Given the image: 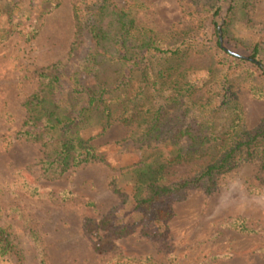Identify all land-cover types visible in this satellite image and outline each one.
Returning a JSON list of instances; mask_svg holds the SVG:
<instances>
[{
	"label": "rangeland",
	"instance_id": "rangeland-1",
	"mask_svg": "<svg viewBox=\"0 0 264 264\" xmlns=\"http://www.w3.org/2000/svg\"><path fill=\"white\" fill-rule=\"evenodd\" d=\"M214 2L0 0V226L22 256L0 264H264L258 148L210 192L188 188L147 206L135 190L174 150L191 155L160 169L166 183L193 175L264 120V74L226 54L215 35L226 20L222 46L246 56L260 43L264 62V0H237L230 12L224 0L213 17ZM87 89L104 90L105 103L119 96L107 102L110 125L94 110L78 131L103 159L49 176L41 135L22 133L46 129L41 120L24 126L25 101L40 91L45 108L72 115ZM156 110L160 138L144 136Z\"/></svg>",
	"mask_w": 264,
	"mask_h": 264
},
{
	"label": "trees",
	"instance_id": "trees-1",
	"mask_svg": "<svg viewBox=\"0 0 264 264\" xmlns=\"http://www.w3.org/2000/svg\"><path fill=\"white\" fill-rule=\"evenodd\" d=\"M224 0H215L211 7V14L213 17L218 16L220 13L221 3ZM231 5L229 11H232L234 5H236L237 0H230ZM238 3V2H237ZM244 5V4H243ZM247 5V3H245ZM226 20L223 22L221 28L215 24V35L217 46L224 50L226 54L237 57L242 61H248L258 68L264 74V62L259 56L260 43H257L252 52L246 56H241L234 52L225 49L220 41L226 35ZM95 42L94 46L98 45V38L96 32H93ZM261 43H264V37ZM150 47V46H149ZM157 49V48H154ZM179 50L165 49L163 52L167 54H177ZM137 61L134 60V64ZM43 77L45 75L41 74ZM47 79V78H46ZM54 79H56L54 77ZM54 80L48 78L44 83L45 86H50ZM85 97L82 101L78 100V96L74 99L78 103L73 104L72 115L64 114L57 115L54 110H48L43 106V98L39 92H34L26 101L25 108L27 117L24 121V126L37 125L38 121L44 122L45 132H39L32 134L31 131H23V134L27 136H32L37 140V137L41 135V146L45 149V160H44V172L55 177L61 174L64 170L69 167H78L82 163H87L93 160H102L103 158L99 156L93 147L88 143V141L83 140L79 134L80 125H86L92 118V112L94 110L100 113L103 127L110 125L113 121L112 110L109 103L113 99H118L119 96L115 98L108 99L105 103L104 90H89L85 92ZM69 109L72 108L71 104H68ZM160 119V111L156 110L152 112L149 120L144 121V136H152L160 138V127L158 125ZM124 124H129L132 122L133 118L130 115L121 117ZM184 130L177 129L175 136H181L184 134ZM45 134V135H44ZM39 135V136H38ZM42 135H44L42 137ZM206 137V136H204ZM200 148V147H199ZM199 148L195 149L193 153L199 151ZM259 149V168L264 170V120L255 130H239L235 134L234 140L231 144L224 146L223 151L216 156L214 159L210 160L204 164L197 172L193 175L179 178L171 182L161 181V176L158 175L160 169H163L165 165L174 161L183 160L191 155L190 152H181V149H176L172 152L170 156L164 158L165 163H161L157 168H152L150 173L152 175L148 177L138 176L135 182V190L137 196L142 195L141 198L137 199L138 204H146L147 206L152 202L162 198V197H172L177 196L183 192V190L193 187H202L207 192H210L214 187V179L216 176L226 173L232 168H234L238 160L241 159L242 155H252L255 149ZM53 169V170H52ZM148 168L142 169L146 171ZM144 172H142L143 174ZM149 175V174H148ZM161 218H168L170 213L168 211H160ZM104 226L109 225V221L106 219L102 223ZM88 232L91 234L94 231V226L90 224L88 226ZM242 230L250 231L249 228L241 225ZM95 249L98 251L101 249L100 244L95 242ZM4 256H15L18 261L21 260L22 256L17 248L16 244L13 242L10 231L0 226V257Z\"/></svg>",
	"mask_w": 264,
	"mask_h": 264
},
{
	"label": "water",
	"instance_id": "water-1",
	"mask_svg": "<svg viewBox=\"0 0 264 264\" xmlns=\"http://www.w3.org/2000/svg\"><path fill=\"white\" fill-rule=\"evenodd\" d=\"M221 41V40H220ZM222 42V41H221Z\"/></svg>",
	"mask_w": 264,
	"mask_h": 264
}]
</instances>
